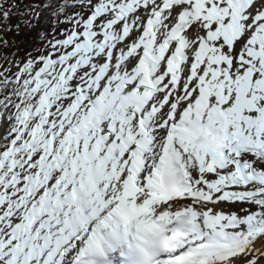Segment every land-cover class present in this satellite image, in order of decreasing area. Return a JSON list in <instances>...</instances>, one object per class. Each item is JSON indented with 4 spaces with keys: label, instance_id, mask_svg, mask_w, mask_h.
<instances>
[{
    "label": "snow or ice",
    "instance_id": "obj_1",
    "mask_svg": "<svg viewBox=\"0 0 264 264\" xmlns=\"http://www.w3.org/2000/svg\"><path fill=\"white\" fill-rule=\"evenodd\" d=\"M0 264H264V0H0Z\"/></svg>",
    "mask_w": 264,
    "mask_h": 264
},
{
    "label": "trees",
    "instance_id": "obj_2",
    "mask_svg": "<svg viewBox=\"0 0 264 264\" xmlns=\"http://www.w3.org/2000/svg\"><path fill=\"white\" fill-rule=\"evenodd\" d=\"M24 3L35 2V0H23Z\"/></svg>",
    "mask_w": 264,
    "mask_h": 264
}]
</instances>
